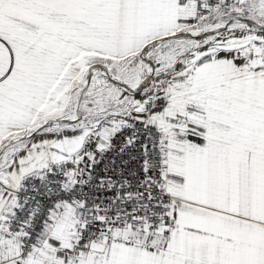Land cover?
<instances>
[{
	"label": "snow or ice",
	"instance_id": "1",
	"mask_svg": "<svg viewBox=\"0 0 264 264\" xmlns=\"http://www.w3.org/2000/svg\"><path fill=\"white\" fill-rule=\"evenodd\" d=\"M0 264H264V0H0Z\"/></svg>",
	"mask_w": 264,
	"mask_h": 264
}]
</instances>
